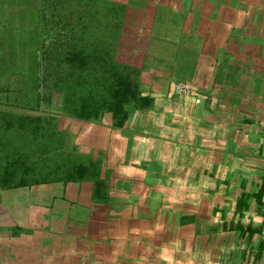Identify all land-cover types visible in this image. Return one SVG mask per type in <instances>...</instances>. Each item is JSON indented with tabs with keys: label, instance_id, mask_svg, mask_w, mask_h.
Wrapping results in <instances>:
<instances>
[{
	"label": "crops",
	"instance_id": "obj_1",
	"mask_svg": "<svg viewBox=\"0 0 264 264\" xmlns=\"http://www.w3.org/2000/svg\"><path fill=\"white\" fill-rule=\"evenodd\" d=\"M94 3L141 98L74 131L96 174L2 192L0 264H264V0Z\"/></svg>",
	"mask_w": 264,
	"mask_h": 264
},
{
	"label": "trees",
	"instance_id": "obj_2",
	"mask_svg": "<svg viewBox=\"0 0 264 264\" xmlns=\"http://www.w3.org/2000/svg\"><path fill=\"white\" fill-rule=\"evenodd\" d=\"M73 1L76 4L74 2L69 4L70 0H52L53 10L46 8V19L48 18L47 15L51 11H54L58 24L53 26V35L50 33L51 28L49 32L46 29L48 42H46L45 65L39 64V67L34 71L35 73L33 72V75L36 74L37 76L33 87L35 97L37 96V99H35L37 109L21 106L22 110H27L28 113L30 112L28 115H25V118L31 116L27 120V125L32 126V128L29 127L30 130L28 133H33L35 136H39L38 132L45 131L44 127L39 125V122L44 117L43 114L46 112L43 111L44 106L48 109L56 106L57 109L61 110L59 115H55L54 111H50L57 118L60 115H65L67 118L77 117L79 120L107 123L108 115H110L109 119L112 122L111 124L119 127L123 126L129 119L130 106L133 103H137L141 98V90L139 87L140 71L119 62L115 58L119 40V37L116 35L120 33L122 23L110 18L107 15L106 7L103 5L96 3L81 4L79 0ZM90 13L91 19L93 20H91V23L103 28L100 33L95 32V29H91L93 31V37H87L89 40L93 38L96 43L99 42L100 47L103 49L102 54H91V56L88 55L89 53L86 54L82 48L75 49L74 46L76 44H73L74 42L77 43L78 40L82 41L86 36L83 33L88 32L89 26H84V16ZM102 13L108 17L105 22L104 20H98L97 16H100ZM66 36L70 37L69 40L67 38L65 39L68 42L65 44L74 50V60L78 59L81 64L80 67L83 66V69L80 70L83 71L81 72L82 74L80 73L77 76L79 83L73 80L76 78L74 76L75 73H66L72 68L66 67L67 70H64L63 60L59 58V54L62 53L60 50L62 46L61 41ZM70 53L72 52H69V54L64 53L63 55L66 62L69 59L73 60ZM89 62H92L94 67L92 66L93 68L88 69L91 72L88 74V70H85L84 66ZM11 73L15 77L20 75L18 70L10 71V75ZM0 104V113L4 115L8 114V109L16 107L14 103L9 102L7 104L0 102ZM74 111L76 112L74 113ZM54 116L52 118L56 119ZM4 122L5 128H7L6 132H12L16 123L10 118H6ZM21 124L25 126V122H21ZM47 124L46 137L53 139L50 141V144L54 142V144L59 145L62 149L59 153H55L54 158H49V161L46 162V167H51L43 172L46 173V177H35L29 180L28 177L31 176V172H33L32 175L41 172H35L37 164L30 163L27 158L25 159L23 147H15L12 145L11 149L15 150V153L17 151L19 153L20 151V155L16 154V156L11 152V156L15 157L13 160L10 155L8 156V153L12 151L11 149H3L0 151V157L4 156L7 163L6 166L4 165L5 167H0V204L2 203L3 191L27 186L32 183L46 182L47 178L54 173L62 172L67 179H82L96 174L94 170L96 165L93 162H88L83 158L82 161V155L80 153L75 154L74 152H69L64 146L66 140L59 137V121H56L55 126H52V120H49ZM2 133L0 131L1 139H4L6 135L9 136L8 134L2 135ZM46 144L48 145L49 143ZM61 151L68 153L69 156L67 159H61Z\"/></svg>",
	"mask_w": 264,
	"mask_h": 264
},
{
	"label": "rangeland",
	"instance_id": "obj_3",
	"mask_svg": "<svg viewBox=\"0 0 264 264\" xmlns=\"http://www.w3.org/2000/svg\"><path fill=\"white\" fill-rule=\"evenodd\" d=\"M94 1L79 0L81 4H92ZM73 2L76 4L73 0H70L69 4ZM52 4V0H0V102L3 104H7V102L14 103V106H16L15 108L8 109L9 111L6 115L0 113V131L3 132L2 135L8 134L10 136L6 135L4 139L0 138V151L3 149H11L12 145L15 147H23L25 159L27 158L30 163H35V165L37 164L35 172H41L38 174L35 173L34 175H32L33 172H31V176L28 177L29 180H32L35 177H46V173H43L46 171V158H54L55 153H59L62 149L59 145L54 144V142H51L50 144V141L53 139L46 137V126L48 125L47 122L49 120H52V126H55L56 121H59V137L66 140V144L64 146L69 152H74L75 154L79 153V150L73 146L75 141L74 137L76 135L74 131L82 127L85 128L89 123H98L99 125L111 123L109 122L110 119H107V123H105L95 122L92 120H79L77 117L67 118L65 115H60L57 118L54 114L59 115L61 110L57 109L56 106L51 109L44 106L43 111L46 112L43 114L44 117L39 122V125L43 126L45 131L38 132L39 136H35L30 132L28 133L32 126L27 125V120H29L28 118L31 116L25 118V115H28L30 112L28 113L27 110H22L21 106H27L28 108L31 107L32 109L34 107L35 110L37 109L35 104L37 96L35 97L33 90L34 81L37 76L36 74L33 75V72L37 69V67H39V64L45 65L46 42H48L46 29L49 32V29L51 28L50 33L53 35V26L58 24L56 22L57 18L54 15V11H51L50 14L47 15L48 18L46 19V8L53 10L54 7ZM105 7L107 10L110 9L108 6ZM116 15H119L120 17V13H116L113 19L117 17ZM84 17V26L88 25L89 29L87 33H83L86 36L82 41L78 40L77 43H73L76 44L74 48H82L86 54L89 53V56H91V54H102L103 49L100 47L99 42L96 43L93 38H90L89 40L87 37L93 35L92 30L95 29V32L100 33L103 28L97 24L91 23L93 21L91 19V13ZM97 17L99 21L104 20V22L107 21L106 18H108L103 15V13ZM118 35L119 34L117 33L116 36L118 37ZM66 38L69 40L70 37L66 36L63 38V41H61L62 46L60 47V50L62 53L59 54V58L63 60L64 70H67L66 67H70L75 70L74 72V70L70 69L66 73H75L74 76L76 78L73 80L79 83L77 76L83 72L80 71L83 69V66L80 67L81 64L78 59L74 60V50L65 44L68 43L67 40H65ZM69 52H72L70 54L72 55L73 60L69 59L66 62L63 55L64 53L69 54ZM92 66V62H89L84 67L85 70H90V68L94 67ZM17 70L20 73L19 76L15 77L12 73L10 75V71ZM89 70L88 74L91 73ZM82 85L86 86L84 84ZM50 111H54L55 113L53 114ZM75 112L76 111H74V113ZM53 116L56 117V119L52 118ZM6 118H10L16 123L15 128L13 130L11 129L12 132L10 133L6 132L7 128H5L4 124ZM21 122H25V126H22ZM88 127H90V125ZM46 143L49 144L47 145ZM11 150L12 151L8 153V156H11V152L14 156H16V154L20 155V151L19 153H17L18 151L15 153V150ZM87 153H89V151ZM60 154L62 157L61 159H67L69 156L66 151H61ZM85 155L87 154L85 153ZM11 158L13 160L15 157L11 156ZM83 158L86 157L83 156ZM6 164L5 157H0V167H5Z\"/></svg>",
	"mask_w": 264,
	"mask_h": 264
},
{
	"label": "built area",
	"instance_id": "obj_4",
	"mask_svg": "<svg viewBox=\"0 0 264 264\" xmlns=\"http://www.w3.org/2000/svg\"><path fill=\"white\" fill-rule=\"evenodd\" d=\"M175 87V90L180 94V95H183V96H191L195 93V91L193 90V88L186 84V83H183V82H178L174 85ZM201 99L202 97L199 96L195 101L197 103H200L201 102Z\"/></svg>",
	"mask_w": 264,
	"mask_h": 264
}]
</instances>
